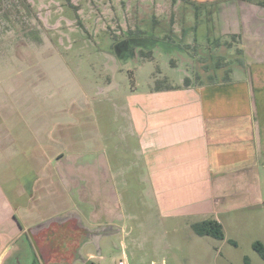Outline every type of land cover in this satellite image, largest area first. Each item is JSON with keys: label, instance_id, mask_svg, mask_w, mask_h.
Wrapping results in <instances>:
<instances>
[{"label": "rangeland", "instance_id": "rangeland-1", "mask_svg": "<svg viewBox=\"0 0 264 264\" xmlns=\"http://www.w3.org/2000/svg\"><path fill=\"white\" fill-rule=\"evenodd\" d=\"M184 1L174 0L173 6V0H0V189L17 206L20 187L38 183L31 214L20 210L24 222H32L27 232L76 213L94 235L116 234L95 238L74 264L84 263L87 254L96 264H264L252 248L255 242L264 247L262 207L218 216L223 240L196 236L191 225L201 219L157 215L143 181L145 169L134 155L137 140L127 110L132 97L155 85L183 84L187 77L198 85L224 77L221 71L216 76L214 61L206 58L210 46L201 43L204 37L183 38L186 24L196 23L192 9L187 13L179 7ZM236 1L227 0L222 11H204L198 23L226 21L241 31L238 39L220 37L232 42L230 53L239 59L229 78L260 89L256 117L263 122L264 4L254 2L264 0L246 3L259 13L239 12L232 5ZM152 19L175 34L166 38L169 44L194 45L195 51L168 53L161 43L151 59L140 58L130 38L148 36L127 34L152 30ZM104 179L114 186L104 185ZM89 200L96 201L98 213ZM105 202L115 203L117 213H110Z\"/></svg>", "mask_w": 264, "mask_h": 264}, {"label": "crops", "instance_id": "crops-1", "mask_svg": "<svg viewBox=\"0 0 264 264\" xmlns=\"http://www.w3.org/2000/svg\"><path fill=\"white\" fill-rule=\"evenodd\" d=\"M198 1L205 5L200 7L201 13L222 11L227 5L222 0ZM233 4L239 12H260L251 4ZM199 22V30L187 36L204 37L201 43L224 35L241 38V31L230 27L234 23L224 21L217 26ZM165 80L163 84L167 85ZM256 91L260 89L255 90L247 80L200 85L189 82L186 86L181 82L175 86L155 85L128 102L131 136L137 140L134 155L145 169L143 181L160 218L211 219L220 223V215L260 207L264 212V121L256 117ZM37 184L20 187L17 206L9 203L0 189V261L8 249V238L18 234L14 217L23 227L32 224L24 222L20 210L31 214L29 206L38 198ZM47 187L44 183L41 188L45 194ZM41 198L42 194L37 200L40 205Z\"/></svg>", "mask_w": 264, "mask_h": 264}, {"label": "flooded vegetation", "instance_id": "flooded-vegetation-1", "mask_svg": "<svg viewBox=\"0 0 264 264\" xmlns=\"http://www.w3.org/2000/svg\"><path fill=\"white\" fill-rule=\"evenodd\" d=\"M237 2L247 3L246 1L241 0H237ZM173 6H175V2L173 3ZM186 6L188 5L184 4L179 7L187 10L185 8ZM256 6L258 5L256 4ZM188 7L189 10L187 11H191L192 7ZM199 9L201 10V8ZM152 18L155 17L152 16ZM108 173L109 172H107L103 178H106ZM101 182L111 189L112 184L107 183V179H104L103 181L101 180ZM93 183L98 184L100 181L93 180ZM89 201L93 204V213H98L99 210L97 209L98 204L96 201ZM104 204L109 207L110 213L112 210L113 214H116V211L119 210H116V207L114 206L115 203L110 204L105 202ZM74 214L78 216V214ZM76 216L69 215L62 220L55 221L53 223L54 225L49 223L48 225L40 226L37 229H32L28 232V228L23 227L20 221L14 217L18 228V234L13 238L11 244H9L12 247L3 264H74L81 259L80 255L85 246L89 245L92 241H95V238L98 240L116 235H94L93 230H87L79 224ZM82 264H96L95 258L93 255L87 254V260Z\"/></svg>", "mask_w": 264, "mask_h": 264}, {"label": "trees", "instance_id": "trees-1", "mask_svg": "<svg viewBox=\"0 0 264 264\" xmlns=\"http://www.w3.org/2000/svg\"><path fill=\"white\" fill-rule=\"evenodd\" d=\"M241 1L252 2L253 0H241ZM173 3H174V0H173ZM186 3H188L187 0H185L183 4L181 3V5L183 6ZM256 4L261 5L264 3L261 1H256ZM186 5H188V4H186ZM188 6H190V5H188ZM190 7H192L191 9L194 12L193 15H194V19H195L196 23L194 26L193 25L191 26L190 23L186 24V26H187L186 27V33L184 34L183 38L187 37L189 32H194V31L196 32L197 30H199L198 19L202 13L199 11L200 9L198 7H194L193 5ZM182 10L184 12H187V13H192L191 11L189 12V11H185L184 9H182ZM198 13H199V15H198ZM184 15H185V13H183V16ZM151 22L153 23L151 25L152 30H150L148 32L132 33V35L130 32L127 34L128 38L136 37V36L141 35V34L148 36V38H142L141 40H138V38H130V40L136 42V43H134V46L137 47L138 54H139L140 58L151 59L153 56V51L156 48H158V45H161V43L163 44V46H162L163 50L165 52H168V53L171 50L172 51L173 50H181V51L185 52L186 54L189 53L188 51H190L191 53H193L195 51L194 47H196V46H194V45H192V47H190L189 44H184V43H180V45H174L175 44L174 42H170L171 44H169L168 39H166V38H170V35H173L174 33L171 30H169V28L165 27L164 24H163V26L167 30L163 29L160 25H158L157 21H154V19H152ZM183 33H184V30L181 31V36ZM174 35L172 37H174ZM162 36H164V37L162 39H160V37H162ZM229 37L232 40L237 39V36H235V35H230ZM136 40H138V41H136ZM233 42H235V41H233ZM206 44H207V46H210V47H206L208 51H207L205 56H206L207 60L214 61L213 71L216 72V76L220 71L224 74L223 80L221 77L219 79V81H216L213 83L230 82L231 80L229 78V74L232 72L231 65L235 64V63H239L238 57H236L230 53L231 48H233L232 42L230 43V41H226V40L222 41V40H220V38H217V39H211ZM195 45H197V44H195ZM130 46H131L130 47L131 49L135 48L133 45H130ZM198 46H203V45H198ZM188 49H190V50H188ZM216 51L219 52L218 56H216L214 54ZM235 52H237V49ZM239 52L242 55L243 51H238V53ZM194 54H197V52H195ZM237 66L240 67V65H237ZM208 76H210V77H208L209 80H211L213 78V77H211V75H208ZM189 82H190V79H188V78L184 79V85L185 86ZM191 230L196 236H199V237H204V236L205 237H211L215 240H223L224 239V233H223L222 226L216 220L209 219V220H203V221L193 223L191 225ZM252 248L260 256V258L262 260H264V247H263V245L260 242H255V243H253Z\"/></svg>", "mask_w": 264, "mask_h": 264}, {"label": "water", "instance_id": "water-1", "mask_svg": "<svg viewBox=\"0 0 264 264\" xmlns=\"http://www.w3.org/2000/svg\"><path fill=\"white\" fill-rule=\"evenodd\" d=\"M12 246L8 247V249L5 251V253L2 255L1 257V261L0 264H3L4 260L7 258V254H9V251L11 249Z\"/></svg>", "mask_w": 264, "mask_h": 264}, {"label": "built area", "instance_id": "built-area-1", "mask_svg": "<svg viewBox=\"0 0 264 264\" xmlns=\"http://www.w3.org/2000/svg\"><path fill=\"white\" fill-rule=\"evenodd\" d=\"M119 264H123V263L120 262Z\"/></svg>", "mask_w": 264, "mask_h": 264}]
</instances>
